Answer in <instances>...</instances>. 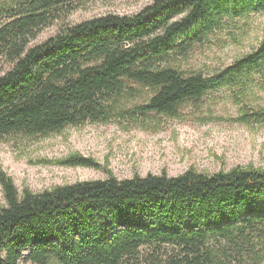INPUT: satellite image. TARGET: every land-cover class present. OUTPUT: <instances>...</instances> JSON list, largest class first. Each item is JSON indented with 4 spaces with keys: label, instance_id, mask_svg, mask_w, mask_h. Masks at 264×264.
Segmentation results:
<instances>
[{
    "label": "trees",
    "instance_id": "trees-1",
    "mask_svg": "<svg viewBox=\"0 0 264 264\" xmlns=\"http://www.w3.org/2000/svg\"><path fill=\"white\" fill-rule=\"evenodd\" d=\"M79 1L0 0V140L113 119L177 118L188 102L264 76V39L211 76L172 64L231 22L263 14L264 0H155L33 45ZM146 91L152 97L129 108ZM241 112L239 122L264 125V109ZM63 164L99 168L80 156ZM0 185V264H264V170L111 177L22 194L1 173Z\"/></svg>",
    "mask_w": 264,
    "mask_h": 264
},
{
    "label": "rangeland",
    "instance_id": "rangeland-1",
    "mask_svg": "<svg viewBox=\"0 0 264 264\" xmlns=\"http://www.w3.org/2000/svg\"><path fill=\"white\" fill-rule=\"evenodd\" d=\"M154 1L81 0L75 12L44 29L33 45L66 26L109 14L134 15ZM263 39L264 13L252 15L231 22L228 30L172 64L185 75L211 76L255 51ZM151 93L130 100L129 108L147 102ZM250 109H264V76L255 75L246 86L222 88L201 101L188 102L177 118L152 115L145 125L113 119L106 124L70 126L47 137H5L0 140V174H6L22 194L111 177L126 180L165 174L176 178L188 171L212 176L236 168L264 170V125L238 121L241 111ZM70 156L91 158L99 168L64 165ZM4 207L0 185V210Z\"/></svg>",
    "mask_w": 264,
    "mask_h": 264
}]
</instances>
